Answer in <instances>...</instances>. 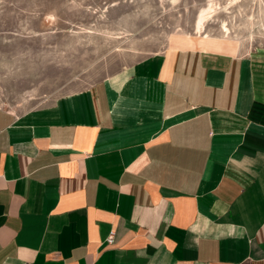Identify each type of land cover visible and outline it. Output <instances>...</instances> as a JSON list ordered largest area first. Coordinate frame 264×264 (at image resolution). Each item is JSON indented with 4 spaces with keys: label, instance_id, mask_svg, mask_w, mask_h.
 Segmentation results:
<instances>
[{
    "label": "crops",
    "instance_id": "0c3cea01",
    "mask_svg": "<svg viewBox=\"0 0 264 264\" xmlns=\"http://www.w3.org/2000/svg\"><path fill=\"white\" fill-rule=\"evenodd\" d=\"M0 264H264V47L0 106Z\"/></svg>",
    "mask_w": 264,
    "mask_h": 264
},
{
    "label": "rangeland",
    "instance_id": "374dc122",
    "mask_svg": "<svg viewBox=\"0 0 264 264\" xmlns=\"http://www.w3.org/2000/svg\"><path fill=\"white\" fill-rule=\"evenodd\" d=\"M181 47H264V0H0V106H45Z\"/></svg>",
    "mask_w": 264,
    "mask_h": 264
},
{
    "label": "bare ground",
    "instance_id": "6f19581e",
    "mask_svg": "<svg viewBox=\"0 0 264 264\" xmlns=\"http://www.w3.org/2000/svg\"><path fill=\"white\" fill-rule=\"evenodd\" d=\"M207 14H208V12H203L201 15H200V17H199V25L198 26H200L201 25V22H203V20L207 17ZM199 29V28H198Z\"/></svg>",
    "mask_w": 264,
    "mask_h": 264
},
{
    "label": "built area",
    "instance_id": "2783aa9c",
    "mask_svg": "<svg viewBox=\"0 0 264 264\" xmlns=\"http://www.w3.org/2000/svg\"><path fill=\"white\" fill-rule=\"evenodd\" d=\"M107 242H108V244H112V242H113V232H111V233L109 234V236H108V238H107Z\"/></svg>",
    "mask_w": 264,
    "mask_h": 264
}]
</instances>
